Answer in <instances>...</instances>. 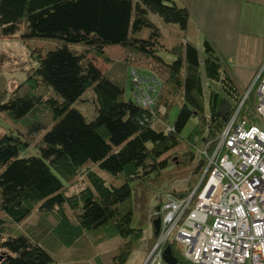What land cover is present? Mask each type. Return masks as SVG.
I'll return each instance as SVG.
<instances>
[{
	"label": "trees",
	"instance_id": "16d2710c",
	"mask_svg": "<svg viewBox=\"0 0 264 264\" xmlns=\"http://www.w3.org/2000/svg\"><path fill=\"white\" fill-rule=\"evenodd\" d=\"M9 36L49 39L56 46L36 55L28 91L18 89L0 103V113L12 119L41 108L51 115L47 127L39 122L26 132L0 136V264H58L29 235L5 236L7 221L20 224L35 210L56 214V231L67 244L85 232L122 238L113 261L124 264L141 238V229L132 225L131 184L180 162L194 164L191 183L173 194L194 191L207 166L199 150L213 151L243 96L230 63L206 38L199 51L189 0H0V37ZM94 58L112 68L102 71ZM131 69L158 74L153 105L144 107L133 98ZM38 86L50 95L37 94ZM88 92L91 120L75 107ZM254 97L252 91L237 119L256 123ZM176 104L179 111L170 124ZM192 118L196 123L183 137ZM36 134L37 153L24 155ZM90 166L117 182L88 170L86 186L68 194L67 182ZM166 245L177 264H188L177 242Z\"/></svg>",
	"mask_w": 264,
	"mask_h": 264
},
{
	"label": "built area",
	"instance_id": "2783aa9c",
	"mask_svg": "<svg viewBox=\"0 0 264 264\" xmlns=\"http://www.w3.org/2000/svg\"><path fill=\"white\" fill-rule=\"evenodd\" d=\"M130 74L133 98L153 105L158 74L133 69ZM249 84L213 151L199 150L207 166L194 191L166 194L153 213L160 229L143 264H167L163 252L169 240L179 244L188 264H264V64ZM252 91L258 124L237 119Z\"/></svg>",
	"mask_w": 264,
	"mask_h": 264
},
{
	"label": "rangeland",
	"instance_id": "374dc122",
	"mask_svg": "<svg viewBox=\"0 0 264 264\" xmlns=\"http://www.w3.org/2000/svg\"><path fill=\"white\" fill-rule=\"evenodd\" d=\"M55 46V42L49 39L22 41L18 36L0 37V103L6 101L18 89L22 93L28 91L27 84L30 83H27V80H29V76L37 65L36 55L39 52L44 54ZM94 60L102 71L108 72V69L112 68L111 65L103 62L100 58H94ZM157 70L159 73L160 69L157 68ZM249 85L243 86V88L240 86L243 94ZM35 92L37 94L42 93L44 98L50 95L49 90L43 86H38ZM130 93V85L127 82L125 89L126 98L129 97ZM83 97L86 98V101L76 103L75 107L81 110L87 120H91L95 115L90 101L91 93L88 92ZM178 111V104L171 108L168 115L170 124L176 118ZM50 116V112L42 108L41 110H37L36 113L27 115L21 119H12L0 113V136L3 133L12 132L16 135L18 131L22 133L26 132L31 125L39 122L43 128L47 127L51 123ZM195 123L196 118H192L188 122L182 132L183 137L188 135ZM258 123L259 121L256 119V124ZM39 137L40 135H35V139L31 140L30 146L23 151L24 155L37 153L36 146L38 145ZM172 153L170 158L173 156ZM193 167L194 164L189 167H181L180 162L174 163L172 164V168L164 174L131 184L130 206L133 210L132 225L135 228L141 229V238L139 239L138 246L132 251L124 264H143L147 253L155 244L151 219L158 218L153 216V213L157 211L158 197L161 196V201L159 202L161 204L166 194L178 193L189 187L191 183L189 177ZM88 170H94L108 183L117 182L115 179L107 176V173H101L95 167L90 166L82 169L76 178L67 182L66 192L68 194L78 192L86 186V172ZM0 217H4L1 211ZM57 225L58 218L56 214H44L39 210H35L30 217L20 224H13L7 221L5 223V236L20 233L29 235L31 238L40 241V244L51 254L58 264H117L113 261V255L118 252V246L122 243V238L114 237L107 239L99 233L92 235V233L85 232L79 239L67 244L62 240L58 231H56ZM2 253L3 250H0V256Z\"/></svg>",
	"mask_w": 264,
	"mask_h": 264
},
{
	"label": "crops",
	"instance_id": "0c3cea01",
	"mask_svg": "<svg viewBox=\"0 0 264 264\" xmlns=\"http://www.w3.org/2000/svg\"><path fill=\"white\" fill-rule=\"evenodd\" d=\"M199 51L206 38L230 63L239 87L264 64V0H189Z\"/></svg>",
	"mask_w": 264,
	"mask_h": 264
},
{
	"label": "water",
	"instance_id": "95a60500",
	"mask_svg": "<svg viewBox=\"0 0 264 264\" xmlns=\"http://www.w3.org/2000/svg\"><path fill=\"white\" fill-rule=\"evenodd\" d=\"M153 228H154V236H158L159 229H160V218H155L152 221ZM163 259L167 264H177L178 260L177 258L173 255L170 246H166L163 252Z\"/></svg>",
	"mask_w": 264,
	"mask_h": 264
}]
</instances>
